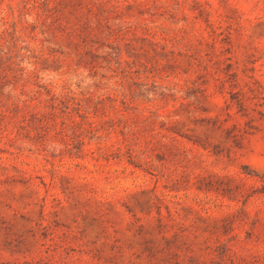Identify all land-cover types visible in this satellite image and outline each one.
<instances>
[{"label":"rangeland","instance_id":"374dc122","mask_svg":"<svg viewBox=\"0 0 264 264\" xmlns=\"http://www.w3.org/2000/svg\"><path fill=\"white\" fill-rule=\"evenodd\" d=\"M0 264H264V0H0Z\"/></svg>","mask_w":264,"mask_h":264}]
</instances>
